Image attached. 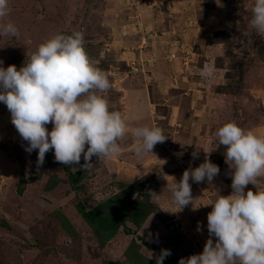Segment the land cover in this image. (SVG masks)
Masks as SVG:
<instances>
[{"label":"rangeland","instance_id":"obj_1","mask_svg":"<svg viewBox=\"0 0 264 264\" xmlns=\"http://www.w3.org/2000/svg\"><path fill=\"white\" fill-rule=\"evenodd\" d=\"M217 2L8 0L0 25L14 24L18 35H0V66L19 69L55 35L81 32L93 66L111 84L96 94L121 113L128 130L118 141L119 154L93 156L86 169L57 162L54 150L37 166L38 150L25 151L27 142L0 103V264H156L162 249L178 264L202 253L211 204L218 193H232V169L217 130L235 122L264 138V33L250 26L255 0ZM134 111L167 137L144 158L135 153L141 141L132 130L141 126ZM206 156L219 175L211 185L190 181L193 205L177 211L169 191L173 178L178 182ZM138 181L147 193L129 197L125 191ZM255 186L245 191H264V175ZM109 200L125 214L115 234L99 242L78 207L87 211Z\"/></svg>","mask_w":264,"mask_h":264},{"label":"clouds","instance_id":"obj_2","mask_svg":"<svg viewBox=\"0 0 264 264\" xmlns=\"http://www.w3.org/2000/svg\"><path fill=\"white\" fill-rule=\"evenodd\" d=\"M251 10L250 26L264 33V0H255ZM7 14L8 0H0V17ZM0 35L15 37L18 29L12 23L0 25ZM84 44L81 32L57 34L41 44L19 69L16 65L0 66V103L6 105L11 123L27 142L25 151L38 150L37 166L43 165L51 150L57 162L85 169L92 165L93 156L100 159L121 152L118 141L128 130L126 122L120 112L109 110L107 99L96 94L110 90L111 84L108 76L93 66ZM203 74L211 76L212 70L205 69ZM48 124L53 126L51 131ZM132 131L141 141L135 148L137 156L152 153L155 145L167 139L159 127ZM216 135L226 148L225 163L232 169V193H218L211 204L209 238L202 253L181 258L178 264H264V191H245L264 175V138L245 132L235 122L220 127ZM192 157L197 159L198 153L194 151ZM219 173V166L206 156L198 167L186 169L178 182L173 178L169 191L177 211L193 205L190 181L211 185ZM159 195L148 193L153 201ZM201 230L198 222L197 231ZM170 255V250L162 249L155 256L156 264H163Z\"/></svg>","mask_w":264,"mask_h":264},{"label":"trees","instance_id":"obj_3","mask_svg":"<svg viewBox=\"0 0 264 264\" xmlns=\"http://www.w3.org/2000/svg\"><path fill=\"white\" fill-rule=\"evenodd\" d=\"M71 180L73 181L72 183H75V181H78L76 178H72ZM145 185L146 183H141L140 181H138L133 186H130L129 190L125 192L128 193L129 197L133 191H138V192L141 191V192L147 193L144 190ZM109 202L110 200L103 204L97 205L96 207L92 208L91 210H87V211H84L81 207H78L79 212L82 214L86 223H88V225L91 227L94 234H96L99 242L105 241V239H108L110 234H115L114 232L117 231L120 225H122L121 215L125 214L124 209H121L123 208L122 206L116 205V206L110 207ZM137 204L138 202H136L134 207H132L133 212L136 211ZM108 210L109 212H107ZM137 218H138V215L135 213L132 219L136 222ZM160 252L161 250L159 251V254ZM163 264H174V260L168 256L165 258Z\"/></svg>","mask_w":264,"mask_h":264},{"label":"bare ground","instance_id":"obj_4","mask_svg":"<svg viewBox=\"0 0 264 264\" xmlns=\"http://www.w3.org/2000/svg\"><path fill=\"white\" fill-rule=\"evenodd\" d=\"M136 114V112L134 111V114H132V116H133V118L135 117V120H134V122H136V121H138V124L141 126V127H144V126H147L148 125V123L145 121V118H144V120H138V117H137V115H135ZM148 154H150V153H145V154H143L141 157H143L144 158V156L145 155H148Z\"/></svg>","mask_w":264,"mask_h":264}]
</instances>
